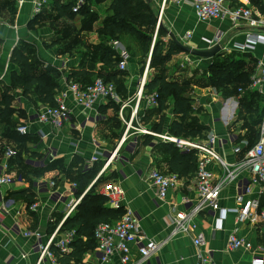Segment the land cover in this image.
<instances>
[{"label": "crops", "instance_id": "obj_1", "mask_svg": "<svg viewBox=\"0 0 264 264\" xmlns=\"http://www.w3.org/2000/svg\"><path fill=\"white\" fill-rule=\"evenodd\" d=\"M150 1L159 16L164 7L160 22L183 45L199 50L221 47L220 54L211 60L194 58L183 52L174 55L165 66V74L168 81L188 86L186 96L192 103L184 121L186 129H200L201 135L195 138L203 142L215 135V151L228 165H238L244 159L245 146L258 138L264 123V87L254 90L235 83L217 89L211 86L206 74H210L215 59L232 54L241 62L239 73L257 71L264 63V45H250L248 36H264V28L251 30L244 25L234 26L228 20L202 22L191 0L182 5L172 0ZM225 1L231 7L249 8L256 15H264V0ZM82 2L89 5L97 17L93 24L84 20L82 13L72 12L73 7ZM37 3H40L38 11ZM105 5L109 9L110 2ZM104 6L94 0H0V110L12 111L10 121L15 123L18 136V141H14L5 135L8 125L0 118V173L13 180L11 185L0 186V264H52L49 258L39 261L41 246H45L57 229L76 213V209L70 213V207L78 201L80 204L86 194L77 197L76 182L84 175L91 179L86 192L100 178L104 181L100 193L113 184L122 187L125 192L123 210L135 213L145 243L151 241L159 245V250L144 264H196L200 251L209 255L214 264L264 261V220L256 224L239 222L233 211L254 200H260V209H264V196L258 186L245 197L243 204L237 203L243 185L251 178L248 170L239 172L221 191L222 211L206 208L193 218L190 235L174 232L177 214L190 212L197 202L195 179H180L177 188L161 200L157 188L147 180V174L151 169L170 173L167 144L156 136L141 133L121 144L125 132L120 117L123 105L126 107L122 115L130 120L143 76L147 72L148 81L156 74L142 65L140 56L130 55L128 70L117 76L115 86L119 103L101 100L91 110H85L69 97L67 105L71 117L61 130L38 121L37 116L45 104L39 101L35 91L25 95L21 85L12 86L13 73H20L12 62L17 49L26 50L31 61L38 65V74L48 67L58 69L63 76L61 89L68 83L71 72L89 71L92 75L84 82L93 81L100 73L104 78L110 77L113 69L105 67L101 47H112L120 57L128 45L134 44L130 38L123 42L109 41L103 34L105 21L112 16L111 11L105 12ZM61 8L67 10L64 17L60 16ZM187 57L196 60L195 64L187 63L195 65L191 73L178 67V62ZM173 107V102L168 101V109L161 111L148 107L144 100L135 126L154 134L174 136L171 127L180 118L175 117ZM20 126H27L26 135L18 132ZM237 147L242 149L240 153L234 152ZM12 149L17 155L9 158L7 153ZM115 151L116 158L103 171L106 157ZM95 157L98 161L93 162ZM96 167H100L98 173L91 175L89 172ZM208 167L217 179L225 172L218 162ZM31 197L35 200L32 204L28 201ZM185 198L191 203L184 204ZM234 231L248 244V249L227 250L228 236ZM34 233H39L40 237ZM66 234L58 232L55 244ZM199 235L205 239L201 247L194 243ZM132 250L137 260V247L132 246ZM83 264L122 263L119 254L103 263L95 250L84 256Z\"/></svg>", "mask_w": 264, "mask_h": 264}, {"label": "built area", "instance_id": "obj_2", "mask_svg": "<svg viewBox=\"0 0 264 264\" xmlns=\"http://www.w3.org/2000/svg\"><path fill=\"white\" fill-rule=\"evenodd\" d=\"M23 1V0H18ZM188 0H172L176 5H182ZM193 8L195 10L197 18L202 22L211 21H230L234 26L244 25L251 30L264 28V15H256L251 9L244 7H231L225 0H191ZM77 5L74 8V12H78L81 6ZM40 3L36 4V11L39 10ZM164 7L161 9V13L158 19V25H160L161 14ZM248 41L250 45L262 44L264 45V36L249 34ZM249 46V45H248ZM120 63L118 69L122 72L128 70V64L131 59L129 53L125 50L120 54ZM187 63L195 64L196 60L191 57L186 58ZM198 63V61H197ZM147 72L143 76L139 90L136 94V106L132 111L130 120L123 117L122 112L126 107L123 105L120 112L121 120L125 125V132L121 139V144L130 140V138L137 133L144 135H152L163 140L164 142L172 143L176 145L181 151L197 152L199 159L198 171L194 177L196 181L197 202L190 212H181L177 214L174 219V232L190 235L191 222L193 218L199 213L209 208L213 211H222L220 207L221 191L229 185L239 172L248 170L251 178L245 182L242 187L240 195L237 197V203L243 204L246 196H250L254 187L258 186L261 189V195L264 196V123L260 127L259 139L257 143L251 148L247 149L244 153V159L236 166H230L224 162L221 156L215 151L214 146L217 140L215 135H210L206 141H200L199 139H186L179 138L170 135H158L154 134L142 127L135 126V123L139 122V107L145 100L148 107L158 108L159 100L156 92L151 94L145 93V86L147 84ZM264 87V63H261L251 78L249 88L254 90H261ZM72 97L74 102L83 107L85 110H91L97 101H112L119 103L120 99L117 94L116 86L114 83L105 82L101 78H97L92 85L82 86L79 83L69 81L65 87L61 89L55 98V105H45L41 108L40 113L37 116L38 121L41 124H49L54 129L61 130L65 124L70 120L71 111L67 105V99ZM18 132L26 135L28 133L27 126H20ZM248 145L245 147L247 148ZM245 148V149H246ZM244 149V151H245ZM241 148L234 149L235 153H240ZM17 151L9 150L7 156L9 158L15 157ZM117 151H115L110 158L106 157V163L103 167L105 171L116 158ZM98 161V158H93V162ZM212 162H218L225 169L222 177L215 178L213 172H211L208 166ZM147 180L157 188L158 196L161 200H165L170 191L176 189L179 185L180 179L174 174H164L156 169H151L147 174ZM13 180L0 173V186L11 185ZM102 195L108 199L109 205L114 209H121L123 207V200L125 192L120 185L113 184L102 190ZM183 203H191L188 198L183 199ZM79 201L74 203L70 207V213H72L78 206ZM260 200L248 201L244 207H239L233 210L237 215L239 222L249 221L252 224H256L260 220H264V209H260ZM36 209V206H33ZM225 213V211H223ZM61 226L57 229L55 234L50 238L45 246H41L39 261L42 262L45 258H49L52 264H60L51 251V246L55 244L54 240ZM37 237H40L39 233H34ZM28 235H32L29 233ZM75 232H69L66 236L57 242L55 245L62 251L68 252L69 247L75 239ZM95 239L97 243L96 251L99 252L103 263H107L115 254L120 255L122 264H144L159 250V245L148 241L145 243V238L141 234V227L138 218L135 213L126 209L121 219L112 222L101 224L95 231ZM195 245L201 247L205 244L203 235L197 236L194 240ZM132 246L137 247V260H134V253ZM248 249V244L238 237L237 232H232L228 236L227 250L237 251L239 249ZM257 264L263 263L261 259H256ZM196 264H214L211 257L203 252L198 253V260Z\"/></svg>", "mask_w": 264, "mask_h": 264}, {"label": "trees", "instance_id": "obj_3", "mask_svg": "<svg viewBox=\"0 0 264 264\" xmlns=\"http://www.w3.org/2000/svg\"><path fill=\"white\" fill-rule=\"evenodd\" d=\"M97 4L110 2L109 11L112 16L105 21L103 34L109 41H125V38L133 40V46H127V53L140 56V58L150 56V68L157 70L155 76L148 80L145 86V93L158 94L159 107L161 111L168 109V101L174 104L173 111L175 117L180 118L179 122L172 124L171 132L175 137L196 139L201 135L200 129H186L184 121L191 110L192 100L186 96L188 86L176 82L168 81L165 74V66L171 61L174 55L183 51L170 38V31L160 22L157 32L159 13L154 10L151 1L148 0H94ZM74 8L72 12H74ZM60 16L64 17L67 10L59 9ZM85 16L89 24H93L97 17L91 12L89 5H83L78 12ZM90 26V25H89ZM90 28V27H87ZM156 32V38L154 34ZM2 41L0 40V46ZM112 47H101L102 61L106 68L113 69V73L108 78H104L100 73L93 81L84 82L92 74L89 71L71 72L68 82L73 80L82 86H89L94 83L97 78L103 79L105 82H116L117 76L122 71L118 69L120 57H117ZM151 50V51H150ZM12 62L18 66L20 73H13L12 86H22L25 95H29L35 91L39 101L45 105H55V98L61 90L62 73L55 68L48 67L45 71L38 74V65L31 61L25 49H17L12 56ZM241 62L236 55H229L223 58L215 59L210 68L212 74L211 83L217 89L229 86L231 84H239L248 87L254 73H239ZM81 79V80H79ZM83 79V80H82ZM7 99V98H6ZM9 99V98H8ZM12 111L7 109L0 110V118L7 122V130L5 135L10 139L18 141L15 131V123L10 121ZM202 139V138H201ZM259 139L249 142L247 149L254 146ZM167 152L170 155L168 160V168L170 173L177 175L179 179H192L198 171L199 159L197 152L181 151L176 145L165 142ZM100 167H96L89 173L97 174ZM114 177L112 176V179ZM103 179H99L87 192L91 185L89 175H84L77 180V197H84L80 204L76 207V213L70 216L60 228L59 233H69L74 231L76 236L70 245V252H62L55 244L51 246L60 264H83L84 256L95 251L97 243L95 239V231L101 224L112 223L122 218L125 211L123 208L114 209L109 205L108 199L100 192V186ZM26 191L25 193H27ZM30 204L34 203V198L28 199Z\"/></svg>", "mask_w": 264, "mask_h": 264}, {"label": "water", "instance_id": "obj_4", "mask_svg": "<svg viewBox=\"0 0 264 264\" xmlns=\"http://www.w3.org/2000/svg\"><path fill=\"white\" fill-rule=\"evenodd\" d=\"M150 1V0H148ZM170 38L177 44V46L183 51V53H186L194 58H199V59H203V60H211L214 57H216L217 55L220 54L221 52V47L219 45L214 46L212 48L209 49H193L187 45H183L182 43H180L175 35L173 33H169ZM112 155H108V158H110Z\"/></svg>", "mask_w": 264, "mask_h": 264}, {"label": "rangeland", "instance_id": "obj_5", "mask_svg": "<svg viewBox=\"0 0 264 264\" xmlns=\"http://www.w3.org/2000/svg\"><path fill=\"white\" fill-rule=\"evenodd\" d=\"M99 5L104 6V3H101V4H99ZM107 7H108V6H106V5L104 6L105 12H106V11H109ZM84 20L87 21V19H84ZM158 26H159V25H157V27H156V32H157ZM156 32H155V34H154V39L156 38V37H155V36H156ZM149 57H150V55H149ZM140 62L142 63V65H144V66L147 65L148 68L150 67V63H149V60H147V57L142 58V61H140ZM148 63H149V65H148ZM190 64H191V63H190ZM178 67L181 68V69H184V70H188V71L191 73V72H193V69L195 68V65H189V64H187L186 60L183 59L182 61L178 62ZM210 68H211V67H210ZM150 71H151L152 73H157V70H155L154 68H150ZM209 71H210V69H209ZM206 76H207L208 79H209V78L211 79V77H212L211 72H210L209 75L206 74ZM209 83L211 84V86H213L212 83H211V81H210ZM213 87H214V86H213ZM214 88H216V87H214Z\"/></svg>", "mask_w": 264, "mask_h": 264}]
</instances>
